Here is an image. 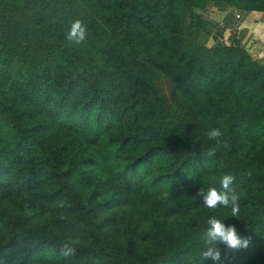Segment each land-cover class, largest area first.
<instances>
[{
  "label": "trees",
  "instance_id": "obj_1",
  "mask_svg": "<svg viewBox=\"0 0 264 264\" xmlns=\"http://www.w3.org/2000/svg\"><path fill=\"white\" fill-rule=\"evenodd\" d=\"M214 1L264 12V0H0V264H264V64L207 43ZM76 19L87 36L69 46ZM212 128L227 147L208 156ZM223 174L236 218L197 196ZM210 216L249 247L201 261ZM69 238L80 243L63 257Z\"/></svg>",
  "mask_w": 264,
  "mask_h": 264
},
{
  "label": "clouds",
  "instance_id": "obj_2",
  "mask_svg": "<svg viewBox=\"0 0 264 264\" xmlns=\"http://www.w3.org/2000/svg\"><path fill=\"white\" fill-rule=\"evenodd\" d=\"M87 36V29L83 22L79 19L74 20L66 35L65 40L68 45H80ZM208 138L215 142V146L208 150L207 155L213 156L216 153V147L223 145L227 147L222 137L224 133L219 128H212L208 133ZM235 177L231 174H223L220 177V190L216 187H210L206 191L202 188L197 190V196L203 205L211 210L218 207L231 208V217L239 216V199L240 195L231 186ZM62 219L64 217H61ZM201 239L205 245L201 252L200 260H212L219 262L221 260L220 245L228 250L239 251L247 249L250 245L249 237H242L238 234L235 225H225L222 220L215 216H210L207 220V227L202 233ZM80 243L78 238H69L62 242L59 246L60 255L70 257L76 254V246Z\"/></svg>",
  "mask_w": 264,
  "mask_h": 264
},
{
  "label": "crops",
  "instance_id": "obj_3",
  "mask_svg": "<svg viewBox=\"0 0 264 264\" xmlns=\"http://www.w3.org/2000/svg\"><path fill=\"white\" fill-rule=\"evenodd\" d=\"M202 14L212 24L209 45L240 44L250 48L254 59L264 62V48L258 43L259 36L264 34V12L244 11L214 1ZM254 39H257L256 43Z\"/></svg>",
  "mask_w": 264,
  "mask_h": 264
},
{
  "label": "rangeland",
  "instance_id": "obj_4",
  "mask_svg": "<svg viewBox=\"0 0 264 264\" xmlns=\"http://www.w3.org/2000/svg\"><path fill=\"white\" fill-rule=\"evenodd\" d=\"M262 12V11H261ZM208 37H209V35H208ZM209 39L207 38V41H208ZM262 48H264V45H260ZM264 50V49H263ZM252 58H253V56H252ZM254 59V58H253ZM255 61H259V60H257V59H254ZM259 63H261V64H264V62H261V61H259ZM156 85H157V87L160 89V91H161V93H162V95L165 97V99L168 101V102H170L171 101V97H172V95H171V91H170V81H169V79H167V78H161V79H159V80H157L156 81Z\"/></svg>",
  "mask_w": 264,
  "mask_h": 264
},
{
  "label": "built area",
  "instance_id": "obj_5",
  "mask_svg": "<svg viewBox=\"0 0 264 264\" xmlns=\"http://www.w3.org/2000/svg\"><path fill=\"white\" fill-rule=\"evenodd\" d=\"M237 17L240 16V14H236ZM259 45H264V34L260 35L258 38Z\"/></svg>",
  "mask_w": 264,
  "mask_h": 264
}]
</instances>
